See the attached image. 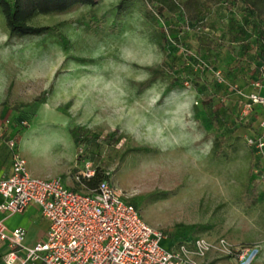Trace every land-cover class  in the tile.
<instances>
[{"label": "rangeland", "instance_id": "rangeland-1", "mask_svg": "<svg viewBox=\"0 0 264 264\" xmlns=\"http://www.w3.org/2000/svg\"><path fill=\"white\" fill-rule=\"evenodd\" d=\"M122 1L96 0L93 8L36 15L31 26L57 31L39 37H9L0 11V116L27 121L17 138L28 172L39 179L56 174L83 192L97 173L137 206L150 227L166 235L189 232L213 244L224 239L238 248L256 247L252 264H264L259 177L257 202L242 200L254 187L246 138L255 129L235 116V100L225 90L211 93L219 83H192L199 71L214 77L213 66L201 64L197 35H212L208 26L216 25L225 42L257 19L241 1L220 5L202 25L185 27L177 41L166 33L161 51L158 29L183 21L155 23L143 0ZM222 62L223 79L244 67L227 69L231 61ZM149 68H162V75L143 88ZM77 128L91 137L74 143L70 131ZM87 165L94 172L89 179ZM209 255L218 257L214 264H236L215 251Z\"/></svg>", "mask_w": 264, "mask_h": 264}, {"label": "built area", "instance_id": "built-area-1", "mask_svg": "<svg viewBox=\"0 0 264 264\" xmlns=\"http://www.w3.org/2000/svg\"><path fill=\"white\" fill-rule=\"evenodd\" d=\"M261 49L259 79L253 82L255 90L246 95L237 92L243 99L238 115L241 120L255 108L264 111V92L260 93L264 88V33ZM214 80L224 83L219 72L214 73ZM10 125L9 119H0V144L11 151L10 172L0 178V215L20 214L33 206L49 227L45 240L29 248L23 244L25 231L8 229L0 219V243L7 248L4 264H198L211 251L236 264H252L259 254L256 247L238 248L224 239L213 244L197 238L164 248L167 235L145 223L138 208L125 201L108 179L95 190L83 192L66 187L58 178L32 177L19 152L17 138L28 123L19 120L16 136L5 138ZM246 144L254 157L253 174L264 183V119L257 131L247 136ZM85 171L87 179L94 175L88 165Z\"/></svg>", "mask_w": 264, "mask_h": 264}, {"label": "trees", "instance_id": "trees-1", "mask_svg": "<svg viewBox=\"0 0 264 264\" xmlns=\"http://www.w3.org/2000/svg\"><path fill=\"white\" fill-rule=\"evenodd\" d=\"M127 0H123L121 4H124ZM132 1V0H129ZM145 4L149 8V14L152 16V19L157 22L156 19H161L166 22H170L173 19H177L178 21L182 20L183 22H174L168 24V29L166 31L162 30V28L158 29L159 42L158 48L161 51H164L167 46L166 33L171 35L172 38L177 41L178 35L184 32V28H194L195 26H199L203 24V20L208 16L210 11L214 7H220V5L225 6H235L236 1H241L244 5L247 6L246 12L248 16H255L257 19V23L254 22L251 24L255 29V32L258 34L256 37V41L262 40L264 33V0H143ZM96 0H0V11L5 20V26L8 30L9 37L16 38H24V37H39L47 34L50 31L57 32L56 27H33L30 25V20L34 18L36 15H50V14H63L68 12L75 6H88L90 8L95 7ZM165 15H168L167 17ZM182 23H185V26H182ZM204 27V26H203ZM209 29H211L210 36H201L197 35L195 37V42L197 43V52L200 55L201 64L210 63L213 68H218V58L222 55L221 50H223L224 44L221 43V39L216 38L214 32L216 31V25H209ZM237 31V32H236ZM235 31V36L240 35L243 36L244 30L238 29ZM214 35V36H213ZM218 47V51L216 49ZM256 57L259 59V63L256 65V68L259 67L262 62V49L261 43L256 46ZM217 62V63H216ZM242 61L237 63V66H240ZM248 62V61H247ZM196 63V62H195ZM198 63V68H202V65ZM229 66V65H228ZM227 69H234L228 68ZM236 66V67H237ZM219 69V73L224 71L223 69ZM206 71V70H205ZM148 72H150V77L148 80L140 84L141 87H147L153 81L157 80L162 75V68L155 69L149 68ZM198 72L196 76H194L193 82L194 85H199V82L202 81L204 86L206 83H211L214 77H210L207 72L204 73L202 71ZM255 71L253 72V75ZM214 74V73H213ZM229 76L226 79L231 80L234 75V70H229ZM203 76V77H201ZM211 78L208 80V78ZM255 78L252 79L254 81ZM213 83V82H212ZM217 83V82H216ZM221 85V84H220ZM212 86L211 93L216 97L218 92L222 90L223 93H228V88L223 86ZM207 87V86H205ZM210 87V86H208ZM220 87V88H219ZM224 95V94H223ZM226 95V94H225ZM205 102V101H204ZM238 107H236V114H238ZM20 120H25L23 117H18ZM73 142L78 144L82 140H88L91 136H89L88 132L81 128L72 129L70 131ZM219 145L215 144L214 154L217 156L219 153ZM145 151V150H144ZM104 179L101 175L95 173V175L87 182H85V186L88 188L87 192L93 191L97 188L99 183ZM256 181V175L251 179V184L254 186ZM79 191V190H75ZM245 196L242 197L243 202L248 205H253L257 202L258 196L256 192L255 186L251 189L246 190ZM134 205L136 208L137 206Z\"/></svg>", "mask_w": 264, "mask_h": 264}, {"label": "crops", "instance_id": "crops-1", "mask_svg": "<svg viewBox=\"0 0 264 264\" xmlns=\"http://www.w3.org/2000/svg\"><path fill=\"white\" fill-rule=\"evenodd\" d=\"M219 7V6H218ZM216 8V7H214ZM212 9V11H215V9ZM220 10V9H219ZM248 26V25H246ZM245 28V27H244ZM237 32V31H236ZM216 38L219 37L221 39V43H224V48L221 50L222 55L218 58V68L221 70H224V63L222 60L228 59L230 62V65L228 68H234L237 66V63L239 61H242L244 67L240 70H234V75L231 80L223 79L224 84L223 86H226L228 89L229 97L234 99V108L236 110V107H238V114L240 111V104L243 101V99L238 95V91L243 93L244 95L249 94L255 90L253 87V82L257 80L259 76L258 69L256 68V65L259 63V59L256 57V46L257 44L260 45L261 41H256V37H258V34L255 32V29L253 26H248L245 28L243 36L233 34L232 38L230 36L225 37V42H223V38L217 34L216 31ZM248 61V62H247ZM260 65V64H259ZM238 67V66H237ZM218 68H212L211 71L219 72ZM255 71V75H253V72ZM254 81H252V79ZM211 79V78H210ZM235 88V89H234ZM264 92V88L260 91L262 94ZM238 101V102H237ZM231 104H233L231 102ZM0 119H8L4 118L3 116H0ZM264 119V111L259 108H255V110L245 119L247 125L250 126V128L255 129L257 131V126L260 121ZM10 120V119H9ZM18 116L14 118V120H10L11 125L10 127L5 131V138H13L16 136L18 132V122H19ZM253 132L250 134H247V136L252 135ZM18 147H19V139H18ZM26 163V161H25ZM11 167V151L5 144H0V178L6 177L10 172ZM28 171V170H27ZM29 173V172H28ZM32 177L33 174L29 173ZM36 178V177H35ZM58 178L62 181L60 177L56 176V174L52 175L51 178ZM66 187L77 190L74 187H71L69 184L63 183ZM2 202L0 198V203ZM0 219L3 220L4 224L8 229H16L20 228L25 231V237L23 240V244L26 247H34L38 242L44 241L47 232H48V222L42 218L39 210L36 207L30 206L27 207L22 213L20 214H14L11 216H5L0 215ZM197 239V237H193L189 232H183L179 233L176 232L174 234H168L167 238L163 241V247L166 249H171L176 247L177 245L181 243H191L193 240ZM7 252V248L4 244L0 243V264H4L3 257L5 256ZM215 259H218L217 256H206L204 259L198 260V264H214ZM234 261V260H233ZM236 263V262H235ZM219 264H224L223 262H220Z\"/></svg>", "mask_w": 264, "mask_h": 264}]
</instances>
